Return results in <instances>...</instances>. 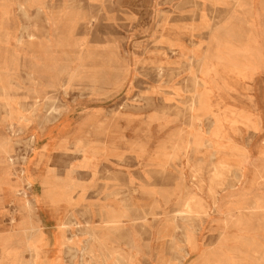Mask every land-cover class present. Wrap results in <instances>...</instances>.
<instances>
[{
	"label": "rangeland",
	"instance_id": "374dc122",
	"mask_svg": "<svg viewBox=\"0 0 264 264\" xmlns=\"http://www.w3.org/2000/svg\"><path fill=\"white\" fill-rule=\"evenodd\" d=\"M2 88L0 150L12 158L0 157L6 249L23 252L25 201L41 191L24 179L26 160L36 153L31 176L65 179L69 153L80 152L97 158L94 176L71 177L72 207L48 212L79 224L58 252L66 264H95L100 242L123 251L121 264H264V0H0ZM55 106L52 131L28 146ZM62 123L71 124L66 152L45 153ZM187 197L206 216L174 218ZM48 213L33 210L47 231ZM108 213L123 216L122 230L107 228ZM128 234L140 248L131 261Z\"/></svg>",
	"mask_w": 264,
	"mask_h": 264
},
{
	"label": "crops",
	"instance_id": "0c3cea01",
	"mask_svg": "<svg viewBox=\"0 0 264 264\" xmlns=\"http://www.w3.org/2000/svg\"><path fill=\"white\" fill-rule=\"evenodd\" d=\"M45 117L46 116H44L42 120L38 122V127L40 129H42L41 122L43 121ZM29 137L30 135H28L27 137L28 141H29ZM42 139L43 138L41 137H38V138L34 137L32 145L35 146V144H37L38 142H42L41 141ZM55 142L53 144L45 143L46 146L43 145L42 150L45 151V153H49L51 150L66 152L67 144L63 145L62 144L63 142L57 141V140ZM74 144H75V150H77L76 146L79 143L75 142ZM4 151L6 150H0V157L2 158V160H4L3 159L4 157H6ZM92 151H94V149L91 148L90 152ZM69 155L74 156V160L68 165L65 179L56 177L54 174L51 173L52 171H47L44 176L42 173H38L37 175L31 177L30 181L28 182V186L29 184L32 185L35 182H37L41 186L40 193H38L37 191L34 192L33 203H31L28 200L25 201L24 206L28 213H27V216L23 218L22 223L18 226V230L24 234V238H25L23 241L24 249L22 250L23 251L22 253L28 254V260L26 262H23L20 259V255L22 253H18V252L16 253L14 250L6 249L5 245L9 243L10 239L5 238L2 240V242H0V246L2 248L0 264H51V263L52 264H66L67 260L64 254H61V253L58 254V252H60L59 249H61V247L68 246L73 241L74 235L71 233H69L70 234L69 236L67 235L68 232L70 231L69 228L75 225H79V224L77 222L76 223L74 222L73 224V221L66 222L63 216L54 217L50 215L48 212L51 210L50 208L55 209L58 207H66V206L72 207L73 201L69 199V195L72 193L76 185H75V182H71L72 180L71 177L79 174L80 170H83V169L89 171L92 174V176H94L95 168L93 169V166H95V163L97 161V158L83 157V155L80 152H77V153L73 152L72 154L69 153ZM35 156H36V153H33L32 156L29 158V160H31V165L34 161ZM41 163H42V166L45 165V161L42 160ZM31 165L29 168L30 170H31ZM42 170H43V167H42ZM35 207L42 210L45 216H46V213H48L47 214L48 216L54 217V221H55L54 227L50 228L49 231H47L45 227L47 224H51V223H49L48 221H43L42 219L41 221L38 220V222L34 220L33 210ZM45 208L47 211L44 210ZM65 214H67V212H65ZM70 214L72 215V213ZM105 218H106L105 224L107 225L108 229L114 230V231H120L123 229L124 222L123 220H121L123 218L122 215L108 213L105 215ZM14 225L15 223L12 225V229L16 227ZM127 232H130V231H127ZM49 237L50 239H48ZM127 237L130 238V240H128V244H129V247L131 248V256L126 257L129 260V258H132V257L134 258V256H137L139 254L138 252L140 248L134 243V240L131 239L130 234H128ZM98 239H99L98 237L95 238V240H98ZM100 243L101 245H103L102 242ZM55 251H57V255L56 253H54ZM106 251L107 250L104 246L100 247L101 253H100V256L96 258V260H100L101 264H104L102 263L103 259L105 260L107 259V257L112 258L113 263H114L115 258H116L115 253L116 252L123 253V251L118 248H112L109 252L107 251L108 255L105 256ZM186 257H189V255H187ZM95 264H98V261H96Z\"/></svg>",
	"mask_w": 264,
	"mask_h": 264
},
{
	"label": "bare ground",
	"instance_id": "6f19581e",
	"mask_svg": "<svg viewBox=\"0 0 264 264\" xmlns=\"http://www.w3.org/2000/svg\"><path fill=\"white\" fill-rule=\"evenodd\" d=\"M241 1V0H240ZM187 7V6H186ZM38 11L40 12V11H42V8L39 6L38 7ZM37 14V13H36ZM26 16V15H25ZM27 17V16H26ZM46 20V19H45ZM186 25V24H185ZM26 26V25H25ZM171 28V27H170ZM14 33V32H13ZM31 33V32H30ZM32 34V33H31ZM28 35L29 37H33L32 35ZM192 39V38H191ZM160 40V39H159ZM173 44V43H172ZM129 52V51H128ZM170 52V51H169ZM219 61V60H218ZM40 62V61H39ZM165 65H167V64H165ZM37 67V66H36ZM43 67V66H42ZM196 67V66H195ZM158 70V69H157ZM162 70V69H161ZM181 70V69H180ZM255 70V69H254ZM53 71V70H52ZM163 72V71H162ZM161 72V73H162ZM32 76V75H31ZM28 77V76H27ZM30 77V76H29ZM38 77V76H37ZM160 77V76H159ZM32 78H33V76H32ZM30 80V79H29ZM27 81V80H26ZM13 82V81H12ZM16 82V81H15ZM41 82V81H40ZM188 82V81H187ZM19 84V83H18ZM21 86V85H20ZM18 88V87H17ZM8 89L9 88H2V89H0V91L2 92V94H4V95H7V92H8ZM64 91V90H63ZM193 91V90H192ZM196 91V90H195ZM65 93V92H64ZM3 95V96H4ZM2 97V96H1ZM7 97V96H6ZM141 99V98H140ZM145 99V98H144ZM5 100V99H4ZM151 100V99H150ZM145 101V100H144ZM148 101V100H147ZM14 102V101H13ZM149 102V101H148ZM199 102V101H198ZM19 104V103H18ZM193 104V103H192ZM200 104V106H203L204 107V103L203 102H200L199 103ZM17 105V104H16ZM198 105V104H197ZM210 105V104H209ZM3 106V105H2ZM18 106V105H17ZM22 106V105H21ZM3 107H5L6 109H12V106H11V104L7 101V102H5L4 103V106ZM37 107V104H36V102L33 104V109H35ZM48 107V106H47ZM76 108V107H75ZM3 109V108H2ZM18 109V108H17ZM203 109V108H202ZM20 110V109H19ZM21 111V110H20ZM32 111H34V110H32ZM113 111V110H112ZM239 112V111H238ZM32 113V112H31ZM231 113V112H230ZM28 114V113H27ZM110 114V113H109ZM232 114V113H231ZM33 115V114H32ZM209 115V114H208ZM222 115V114H221ZM62 116V111H61V109H60V107H53V108H51L48 112H47V115H46V117L43 119V121L41 122V127H42V129H44V126H47L48 125V127H47V130H44V133L40 136V135H38V133L36 134V132H31V131H29L28 133H29V135H30V137H31V139H30V137H29V141H27L28 142V146L29 145H32V143H33V138L34 137H36V138H38V137H41V138H43L44 137V135L46 136V134H49L50 133V131H52V130H50L51 128H52V126H53V128H54V124L55 123H57L58 122V120H59V118ZM223 116V115H222ZM248 117H250L249 115H248ZM221 118V117H220ZM231 118V117H230ZM20 120H21V122H29L30 120H31V118H30V120L28 119V118H24V117H20ZM36 121V120H35ZM198 121H200V120H198ZM216 121H218V122H220L219 120H216ZM17 123V122H16ZM20 123V122H19ZM68 123V122H67ZM70 123V122H69ZM198 123V122H197ZM15 124V123H14ZM34 124V123H33ZM244 124V123H243ZM61 125H63V123L61 124ZM70 126H71V124H69ZM232 125V124H231ZM235 125V124H234ZM64 126V125H63ZM62 126V128H61V126H60V128L56 131V133H53L54 134V140H57V141H61V140H64V137H67V132H66V129H68L67 128V125L66 126H64L63 127ZM29 128V127H28ZM251 128V127H250ZM9 129H12L13 130V124H10L9 125ZM20 129V128H19ZM56 129V128H55ZM252 129V128H251ZM33 130V129H32ZM38 130V129H37ZM50 130V131H49ZM79 130V129H78ZM78 130H74L75 132L73 133V136L74 135H77V132L76 131H78ZM36 131V130H35ZM53 131H55V130H53ZM247 132V131H246ZM256 133V132H255ZM215 134V133H214ZM217 134V133H216ZM70 135V134H69ZM214 136V135H213ZM49 137V136H48ZM51 137V136H50ZM53 137V136H52ZM201 137V136H200ZM217 137V136H216ZM196 138H198V137H196ZM201 139V138H200ZM69 140V139H68ZM43 141H45V140H43ZM47 142V141H46ZM45 142V143H46ZM204 142V141H203ZM203 142H201V144L203 143ZM18 143V142H17ZM24 143V142H23ZM56 143V142H55ZM235 143V142H234ZM20 144V143H19ZM236 144V143H235ZM27 145V144H26ZM203 145H204V143H203ZM198 146H199V144H198ZM239 146V145H238ZM49 147H50V145H49ZM202 147V146H201ZM209 147V146H208ZM25 148V147H24ZM47 149V148H46ZM50 149V148H49ZM233 150H236V149H233ZM20 151V150H19ZM5 152V156L6 157H4L3 159H4V161L5 162H8V164L12 161V158H11V155L9 154V152H6V151H4ZM228 153V152H227ZM235 153V152H234ZM17 154H18V152H17ZM228 154H231V153H228ZM35 155V154H34ZM234 155V154H233ZM227 156V155H226ZM229 156H231V155H229ZM235 156H236V154H235ZM17 157V156H16ZM22 157V156H21ZM234 157V156H233ZM26 158V157H25ZM24 158V159H25ZM23 159V160H24ZM25 161V160H24ZM16 162V161H15ZM200 162V161H199ZM30 165H31V160H26V163H25V167H24V170H23V174L25 175L24 176V178L26 179V181H27V185H28V182L30 181V179H31V177H33V176H31V174H30ZM225 166V165H224ZM181 167V166H180ZM19 168V167H18ZM93 169H94V167H93ZM208 169H209V167H208ZM207 169V170H208ZM245 169V168H244ZM18 170V169H17ZM198 170V169H197ZM15 171V170H14ZM236 171V170H235ZM16 172V171H15ZM21 172V171H20ZM238 172V171H237ZM241 173V172H240ZM254 175V174H253ZM255 176V175H254ZM42 178V177H41ZM112 178V177H111ZM43 180V179H42ZM236 180V179H235ZM258 181V180H257ZM42 182V181H41ZM215 182H217V180L215 181ZM237 182V181H236ZM29 185H31V184H29ZM3 187V186H2ZM109 188V187H108ZM5 189H7V188H5ZM166 189V188H165ZM190 190V189H189ZM5 191V190H4ZM3 192V191H2ZM23 192V191H22ZM18 193V192H17ZM166 193V192H165ZM16 194V193H15ZM173 194V193H172ZM4 195H5V192H4ZM17 195V194H16ZM148 195H149V193H148ZM1 196H3V194L1 195ZM36 196V195H35ZM38 196V195H37ZM4 198V197H3ZM188 198V197H187ZM257 198V197H256ZM194 199V198H193ZM192 198H188V200H187V202H185L184 204H183V208L180 210V211H178L177 212V214H175V216L174 217H176V218H187V219H192V218H194V219H201L202 218V216H206L205 215V213L203 214V215H201L202 213L199 211V210H197V208L198 207H200V204H194L193 205V203L191 204V201L193 200ZM196 200V199H195ZM198 200V199H197ZM196 200V201H197ZM4 201H5V199H4ZM47 201V200H46ZM200 201V200H199ZM6 202V201H5ZM197 203V202H196ZM4 204V203H3ZM2 204V205H3ZM12 204V203H11ZM1 205V206H2ZM43 206V205H42ZM205 206V205H204ZM52 209V208H51ZM5 210V209H4ZM207 210V209H206ZM8 212V211H7ZM240 212V211H239ZM238 212V213H239ZM253 213V212H252ZM231 214V213H230ZM71 215V214H70ZM232 216V215H231ZM11 218H10V225H11V227H12V225L15 223V216L13 215V212H12V215L10 216ZM233 217V216H232ZM240 217V216H239ZM7 218V217H6ZM231 219V218H230ZM184 220V219H183ZM4 221V220H3ZM184 222V221H183ZM194 222V221H193ZM198 222V221H197ZM186 223V222H185ZM189 223H190V221H189ZM189 223H188V225H189ZM8 224V223H7ZM73 224H74V222H73ZM194 224V223H193ZM192 224V225H193ZM196 226V225H195ZM242 226V225H241ZM196 228V227H195ZM66 229V228H65ZM70 229V228H69ZM67 230V229H66ZM186 230V229H185ZM190 230H191V228H190ZM196 230V229H195ZM194 233V232H193ZM85 234V233H84ZM108 236V235H107ZM184 237H185V241H193L194 239H193V236H192V234H191V232L188 230V231H186L185 232V234L183 235ZM69 238H71V237H69ZM89 238V237H88ZM110 238V237H109ZM226 240V239H225ZM217 242V241H216ZM164 243V242H163ZM191 243V242H190ZM134 244V243H133ZM189 245V244H188ZM103 246V245H102ZM135 246V245H134ZM182 246V245H181ZM194 247H195V245H194ZM182 248V247H181ZM180 248V249H181ZM191 249V248H190ZM220 249V248H219ZM177 250H178V248H177ZM182 250V249H181ZM146 251V250H145ZM148 251V250H147ZM182 251H184V249L182 250ZM186 251V250H185ZM89 252V251H88ZM94 252V251H93ZM101 253V252H100ZM112 253V252H111ZM186 254H187V252H186ZM39 255V254H38ZM57 255V254H56ZM97 255V254H96ZM115 255H116V258H115V261H114V263L113 264H121V260H123L124 259V257H123V254L121 253V252H116L115 253ZM180 255V254H179ZM188 255V254H187ZM191 255V254H190ZM81 256V255H80ZM214 256V255H213ZM175 257V256H174ZM180 257H182V255L181 256H179V258ZM103 258V257H102ZM101 258V259H102ZM110 258V257H109ZM184 258V257H183ZM91 259V258H90ZM133 259V257L132 258H129V261H131ZM163 259V258H162ZM171 259V258H170ZM98 261V260H97ZM104 261V260H103ZM96 263V262H95ZM102 263H104V262H102ZM52 264V263H51Z\"/></svg>",
	"mask_w": 264,
	"mask_h": 264
}]
</instances>
